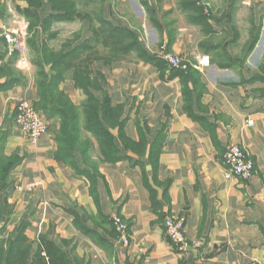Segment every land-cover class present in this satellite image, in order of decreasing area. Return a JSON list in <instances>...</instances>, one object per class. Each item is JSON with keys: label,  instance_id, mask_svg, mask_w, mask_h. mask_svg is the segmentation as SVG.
I'll use <instances>...</instances> for the list:
<instances>
[{"label": "crops", "instance_id": "crops-1", "mask_svg": "<svg viewBox=\"0 0 264 264\" xmlns=\"http://www.w3.org/2000/svg\"><path fill=\"white\" fill-rule=\"evenodd\" d=\"M137 1L130 11L128 0H105L103 16L134 33L156 58H163L165 44L170 53L209 55L211 65L163 69L141 53L111 57L101 44L79 52L112 103L124 105L125 136L146 141L134 152L111 129L120 148L114 162L104 160L97 138L83 124L80 139L90 142L85 159L79 151L67 159L58 154L57 121L46 120L48 131L36 143L28 140L15 124V109L20 98L37 101L38 70L31 62L28 70L20 69L18 48L0 40V240L23 233L33 254L45 235L61 246L65 242L76 264H264V69L250 65L249 57L237 66L230 63L236 58L194 46L189 25L178 24L188 10L177 12L176 1ZM39 13L43 22L52 12L45 4ZM58 23L39 36L37 48L47 45L59 53L68 42L64 52L87 41L94 45L87 40L94 36L88 21L76 31L78 40H50ZM3 28L0 19V35ZM35 53L26 40V57L31 61ZM45 72L55 74L51 64ZM59 89L79 108L87 100L70 74ZM91 90L102 100L101 89ZM232 143L254 161L249 180L223 163ZM30 182L37 183L31 190ZM115 216L127 223L128 243L114 226ZM173 216L186 219L183 250L164 229Z\"/></svg>", "mask_w": 264, "mask_h": 264}, {"label": "trees", "instance_id": "trees-1", "mask_svg": "<svg viewBox=\"0 0 264 264\" xmlns=\"http://www.w3.org/2000/svg\"><path fill=\"white\" fill-rule=\"evenodd\" d=\"M20 1L25 2L26 6L19 4ZM94 2L100 3L97 12L89 13L80 9V5L88 8ZM104 2L105 0H80L79 2L77 0H14V10L23 15L29 22L27 43L36 50L30 61L33 65H36L38 70L36 81L38 99L34 105L36 109L43 113L46 120L57 121L56 126L58 128L55 129L56 141L58 142L57 152L65 159L75 151H79L84 159L87 157L90 142L88 138L80 139L81 124L97 138L104 160L108 162H114L120 158V148L111 129H118L122 144L126 149L140 152L146 146L145 140L133 141L125 136L124 120H122L125 111L124 105L112 103L109 94L102 88V84L97 79L90 77V62L88 59H81L79 52L83 51L85 53L90 47L95 46L96 48L97 44H101L109 50L111 57L141 53L146 55V61L153 63L155 66L157 64L163 69L168 67L167 62L165 63L164 60L144 51L134 33L114 26L103 16ZM45 4L49 5L52 13L42 22L39 9ZM184 6L186 9L191 8L197 17L202 20L203 12L194 1H187ZM6 16L7 6L1 2L0 19L6 18ZM76 19L90 23L94 36L92 39L87 40H95V42L93 41L94 45H89V41H87L79 48H72L64 52V49L71 44V42H68L64 45L63 51L59 53L50 51L46 44L42 48H37L35 41L38 40L41 34L48 33L55 22L74 21ZM56 34V32L49 33V39L55 38ZM79 37L80 33H75L72 38L67 40H78ZM0 40H5V38L0 35ZM256 43L257 40H253L247 48V52H251ZM205 47L208 48L206 50L213 51L218 56L222 53L226 54L227 51L221 45H208ZM230 63L236 62L230 61ZM46 64H51V69L55 71V74L50 76L45 72ZM171 69L179 72L185 71ZM193 69L190 67L187 70ZM260 69H264V64H261ZM11 73L17 79L20 77V73L16 75L18 72L15 69H12ZM67 74L71 75L76 86L83 89L87 95V100L81 108L74 105L71 98L59 89V83L65 79ZM92 88L102 90V100L95 96L91 90ZM65 245H67L65 242L61 246L45 235H40L38 249L31 254V244L28 243L27 237L20 233L17 237L0 240V264H76V261L65 251Z\"/></svg>", "mask_w": 264, "mask_h": 264}, {"label": "rangeland", "instance_id": "rangeland-1", "mask_svg": "<svg viewBox=\"0 0 264 264\" xmlns=\"http://www.w3.org/2000/svg\"><path fill=\"white\" fill-rule=\"evenodd\" d=\"M174 1L180 9L176 8L177 12H181L183 9L188 10L186 12L187 17L191 16L194 19L197 16L191 8H185L184 3L187 1H194L203 12L204 20L203 18L202 20L198 18L197 21L189 19L192 24L189 23L184 12L186 19L179 17L178 24L180 26L189 25L187 27H190L188 29L193 35L194 46L221 45L227 50L226 56L228 58L237 59V66L243 64L248 57L250 65L255 67L264 62V0H179V4L178 0ZM1 2L7 6V16L1 19L5 27L3 29H13L17 24L24 21L23 16L14 10V0H0ZM137 2V0H128L130 11L133 8H138ZM99 6L100 3L94 2L88 8L80 5V9L94 13L98 11ZM81 24H83V20L80 19L56 24L52 30H55L57 36L53 40L72 38L79 28L82 29ZM227 40H234V43L227 42ZM253 40H257L256 46L251 52H247V48ZM179 54L189 60L190 66L188 68L199 69L196 62L198 55L189 57L183 53ZM168 67L171 68L169 65Z\"/></svg>", "mask_w": 264, "mask_h": 264}, {"label": "built area", "instance_id": "built-area-1", "mask_svg": "<svg viewBox=\"0 0 264 264\" xmlns=\"http://www.w3.org/2000/svg\"><path fill=\"white\" fill-rule=\"evenodd\" d=\"M1 35L12 46L18 48L20 56L17 60V65L22 70H28L31 66L29 59L26 57V40L28 37V23L22 21L13 29H3ZM160 52L162 57L173 69L187 70L189 60L184 58L181 54L166 52V45H160ZM197 67L199 70H204L211 65L209 55L201 54L196 57ZM15 124L18 129L23 132L28 140L36 143L38 139L48 131V123L43 115L32 105L27 99L20 98L16 102L15 109ZM252 119L248 121V125H252ZM223 163L229 168L230 172L249 180L255 172V165L249 152L240 144H230L224 154ZM37 185L36 182L27 184V189L31 190ZM114 224L117 231L120 233L121 240L124 243L129 242L127 235V223L119 216L114 217ZM186 219L184 216H173L166 218L164 222V229L170 240L176 246L183 250L187 246V238L185 232ZM198 242L195 246H199Z\"/></svg>", "mask_w": 264, "mask_h": 264}]
</instances>
